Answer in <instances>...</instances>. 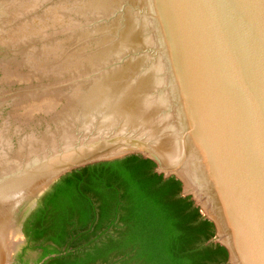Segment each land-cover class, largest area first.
<instances>
[{
    "label": "water",
    "instance_id": "95a60500",
    "mask_svg": "<svg viewBox=\"0 0 264 264\" xmlns=\"http://www.w3.org/2000/svg\"><path fill=\"white\" fill-rule=\"evenodd\" d=\"M131 155L264 264V0H0V264L63 176Z\"/></svg>",
    "mask_w": 264,
    "mask_h": 264
},
{
    "label": "trees",
    "instance_id": "16d2710c",
    "mask_svg": "<svg viewBox=\"0 0 264 264\" xmlns=\"http://www.w3.org/2000/svg\"><path fill=\"white\" fill-rule=\"evenodd\" d=\"M156 168L131 155L63 176L26 220L24 251L34 264H229L214 223Z\"/></svg>",
    "mask_w": 264,
    "mask_h": 264
},
{
    "label": "rangeland",
    "instance_id": "374dc122",
    "mask_svg": "<svg viewBox=\"0 0 264 264\" xmlns=\"http://www.w3.org/2000/svg\"><path fill=\"white\" fill-rule=\"evenodd\" d=\"M37 204H39V201L38 200H36L35 202H34V204L31 206V208L28 210V212L25 214V216L23 217V219L26 217V215L29 213V212H31L32 213V211H34L36 208V205ZM35 208V209H34ZM22 222H23V220H22ZM22 222H21V224H22ZM26 246H27V244L26 243H24L23 244V248H24V250H25V248H26ZM25 252V251H24ZM25 256H26V260H27V263L28 264H34V262L38 259V257H39V253L37 252V251H32V250H27L26 252H25Z\"/></svg>",
    "mask_w": 264,
    "mask_h": 264
},
{
    "label": "flooded vegetation",
    "instance_id": "af4514ba",
    "mask_svg": "<svg viewBox=\"0 0 264 264\" xmlns=\"http://www.w3.org/2000/svg\"><path fill=\"white\" fill-rule=\"evenodd\" d=\"M39 206V205H38ZM27 244V243H26Z\"/></svg>",
    "mask_w": 264,
    "mask_h": 264
}]
</instances>
